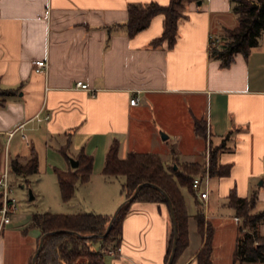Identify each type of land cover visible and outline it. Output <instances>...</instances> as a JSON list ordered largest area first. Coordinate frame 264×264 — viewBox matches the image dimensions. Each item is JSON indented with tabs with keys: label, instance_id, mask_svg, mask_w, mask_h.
<instances>
[{
	"label": "crops",
	"instance_id": "obj_1",
	"mask_svg": "<svg viewBox=\"0 0 264 264\" xmlns=\"http://www.w3.org/2000/svg\"><path fill=\"white\" fill-rule=\"evenodd\" d=\"M150 1L168 2L0 0V89L13 90L0 104V172L10 158L25 162L36 155L37 172L23 176L9 171L13 196L16 181L36 183L51 174L52 165L75 168L83 152L92 161L89 178L76 183L68 201L61 199L74 209L41 212L111 216L126 199L124 176L102 173L112 141H118L120 158L130 150L153 152L166 166L200 164V173L206 165L209 172L211 146L222 143L217 161L228 171L208 174L207 197L180 187L188 241L174 264H197L208 225L210 264H234L239 225L228 205L230 191L253 195L251 212L264 210V33L247 55L237 52L222 66L209 46L215 38L221 42L225 28L237 25L230 0L187 3L171 46L166 40L152 43L163 30L161 13L134 35L126 32L128 4ZM37 59L47 60L45 71L33 69ZM78 80L92 90L76 87ZM136 95L139 102L130 104ZM197 120L204 123V135L196 133ZM19 124L23 126L16 128ZM62 148L77 166H71ZM33 213L22 221L13 213L3 225L0 264H28L40 234L30 224ZM171 230L164 202L134 199L121 220L120 252H110L112 244L94 247L104 264H166ZM259 233L264 236V221Z\"/></svg>",
	"mask_w": 264,
	"mask_h": 264
},
{
	"label": "trees",
	"instance_id": "obj_2",
	"mask_svg": "<svg viewBox=\"0 0 264 264\" xmlns=\"http://www.w3.org/2000/svg\"><path fill=\"white\" fill-rule=\"evenodd\" d=\"M197 0H168L166 4L150 1L145 4L129 3L128 17L124 23L129 36L145 28L150 19L161 13L164 16L163 30L159 37L152 41L159 44L166 40L171 46L175 41L177 21L183 15L182 11L189 2ZM232 11L237 18V25L225 28L223 39L219 42L216 38L214 44L210 42L209 52L211 56L221 59V65L227 66L233 60V55L241 52L247 55L249 50L258 43V39L264 33V0H230ZM13 93L11 89H0V104L4 97ZM198 135L205 134L204 123L201 120L195 122ZM222 143L211 146L209 173L213 175L226 174L228 169L217 161V152ZM65 152V148H62ZM69 158V156L67 155ZM79 164L69 170L56 169V176L63 201H68L75 190L77 182H85L91 173V158L81 152L77 157ZM176 167H173V164ZM165 165L160 156L153 152H139L130 150L124 158L118 156V141L110 144L104 160L102 173L105 175H123L122 189L128 198L136 186L142 182H149L139 188L134 199L161 201L168 208L164 194L155 186L162 188L169 196L177 225L176 249L174 258L187 244V220L184 198L180 187H186L193 192L191 179L202 171V166L197 163L178 165L177 162ZM8 171L15 174L28 175L37 172V157L34 153L25 161L10 158L7 162ZM131 201L125 202L117 211L115 218L105 236L102 234L111 216L99 213H53L35 212L31 216V225L44 234L35 264H104L102 252L94 245L100 246L112 244L117 246L120 237L121 220L127 211ZM255 197L237 196L231 190L228 195V205L234 209L235 215L240 217L238 233L234 248V264L246 261L264 262V236L259 233V225L264 221V210L251 212ZM1 204V190H0ZM169 210V209H168ZM197 228L204 230L203 213H196ZM38 237V241H39ZM212 228L207 226L205 240L196 258L197 264H210L212 251ZM173 239L171 230L168 248L165 255L167 262ZM37 241V244H38ZM174 258L171 264H174ZM31 264V258L28 262Z\"/></svg>",
	"mask_w": 264,
	"mask_h": 264
},
{
	"label": "rangeland",
	"instance_id": "obj_3",
	"mask_svg": "<svg viewBox=\"0 0 264 264\" xmlns=\"http://www.w3.org/2000/svg\"><path fill=\"white\" fill-rule=\"evenodd\" d=\"M60 156L64 158L61 153ZM54 169L60 170L61 168L52 165L50 171L48 170V173L50 172L51 174L41 175L40 179L36 183L31 184L24 182L22 186V182L16 181V185L13 190V196L17 201V208L14 212V214H16V218L20 216L19 219L22 221L29 218V215L33 212H41L44 210L58 211L69 207L71 209L73 207V205H66L62 203L59 188L55 181V175H53ZM50 176L52 179H50ZM29 190L31 191L33 198H29Z\"/></svg>",
	"mask_w": 264,
	"mask_h": 264
},
{
	"label": "built area",
	"instance_id": "obj_4",
	"mask_svg": "<svg viewBox=\"0 0 264 264\" xmlns=\"http://www.w3.org/2000/svg\"><path fill=\"white\" fill-rule=\"evenodd\" d=\"M215 40L216 38L211 40V43L214 44ZM32 64H33V69L35 71L43 72L47 67V60L37 59L34 60ZM75 86L82 89L92 90L86 82H83L81 80L76 81ZM139 100H140L139 96L136 95L130 98L129 102L130 104H136L139 102ZM46 117L47 116H45L44 118ZM22 126L23 124H19L16 128H20ZM22 135L24 134L22 133ZM208 174H209L208 165H206L204 172L194 175L191 179V187L193 193L199 196L200 198L207 197ZM0 190H1V204H0V233H1L3 225L10 221L11 215L14 213L17 206V201L15 197L11 195L12 185L10 182L9 171L6 165L0 172ZM233 219L236 222H239V217L237 215L233 216ZM120 250H121L120 246L117 245L114 248H111L110 252L119 253Z\"/></svg>",
	"mask_w": 264,
	"mask_h": 264
},
{
	"label": "water",
	"instance_id": "obj_5",
	"mask_svg": "<svg viewBox=\"0 0 264 264\" xmlns=\"http://www.w3.org/2000/svg\"><path fill=\"white\" fill-rule=\"evenodd\" d=\"M197 4H201V0H197L196 1ZM165 135V134H163ZM69 161H70V164L71 166L75 167L77 166L78 164V161L76 159H74L73 157H70L69 158ZM173 167L175 168L176 167V164H173ZM146 184H149V182H142V183H139L134 192L128 197L126 198L125 200H123L119 205L118 207L116 208V210L112 213L111 217H110V220L106 226V229L105 231L102 233V234H93V235H99V236H105L111 226V223H112V220L115 218L116 216V213L118 211V209L127 201H131L135 194L137 193V191L139 190L140 187H142L143 185H146ZM155 187H157L165 196L166 200H167V204H168V209H169V213H170V217H171V222H172V230H173V239H172V245H171V250H170V253H169V256H168V259H167V262L166 264H171L172 261H173V258H174V254H175V249H176V237H177V225H176V219H175V214H174V210H173V206H172V203H171V200L169 198V196L167 195V193L162 189L160 188L159 186L155 185V184H151ZM29 198H33V195L31 193V191L29 190ZM44 234H41L40 237H39V241H38V245L31 257V264H35V259H36V256L37 254L39 253L40 249H41V246H42V242H43V238H44Z\"/></svg>",
	"mask_w": 264,
	"mask_h": 264
}]
</instances>
